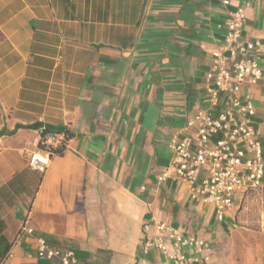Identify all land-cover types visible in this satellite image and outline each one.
Wrapping results in <instances>:
<instances>
[{
    "label": "crops",
    "instance_id": "1",
    "mask_svg": "<svg viewBox=\"0 0 264 264\" xmlns=\"http://www.w3.org/2000/svg\"><path fill=\"white\" fill-rule=\"evenodd\" d=\"M222 1L0 0V264H52L38 237L78 264H174L140 249L152 215L217 243L225 222L155 177L203 104L229 10L242 6L243 36L263 39L264 0ZM248 92L257 126L264 82ZM33 124L71 135L44 172L28 166ZM24 222L33 233L18 239Z\"/></svg>",
    "mask_w": 264,
    "mask_h": 264
},
{
    "label": "built area",
    "instance_id": "2",
    "mask_svg": "<svg viewBox=\"0 0 264 264\" xmlns=\"http://www.w3.org/2000/svg\"><path fill=\"white\" fill-rule=\"evenodd\" d=\"M227 14L222 24L225 34L204 75L203 104L167 140L171 157L155 177L158 186L172 182L191 205L206 209L217 222H226L247 192L264 189V93L263 118L257 126L253 119L258 106L251 92L243 93L245 85L264 82V35L262 41L243 36L242 6ZM63 139V133H50L44 142L57 146ZM49 156L46 150H35L28 154V166L44 172ZM141 232L143 254L155 250L174 264L213 261L212 241L169 221L152 215L142 222ZM32 233L33 228L24 222L16 236ZM35 251L36 257L52 264L79 263L75 251L52 248L42 237L36 239Z\"/></svg>",
    "mask_w": 264,
    "mask_h": 264
},
{
    "label": "rangeland",
    "instance_id": "3",
    "mask_svg": "<svg viewBox=\"0 0 264 264\" xmlns=\"http://www.w3.org/2000/svg\"><path fill=\"white\" fill-rule=\"evenodd\" d=\"M223 228L212 242L214 263L264 264V189L247 192Z\"/></svg>",
    "mask_w": 264,
    "mask_h": 264
},
{
    "label": "trees",
    "instance_id": "4",
    "mask_svg": "<svg viewBox=\"0 0 264 264\" xmlns=\"http://www.w3.org/2000/svg\"><path fill=\"white\" fill-rule=\"evenodd\" d=\"M19 127L21 125H18ZM30 128H35V124L29 126ZM38 128V133H39V141H38V144H37V147L39 150H46L48 152H50V154H62L64 148H65V141L67 138H69L71 135H70V131L68 130L67 127L65 126H52V125H49V126H45V125H42L41 127H37ZM14 131H9V132H6L8 134H12ZM2 133H5V131H2ZM50 133H63L64 135V139L61 141V143L57 146H46L45 145V137L47 136V134H50Z\"/></svg>",
    "mask_w": 264,
    "mask_h": 264
},
{
    "label": "water",
    "instance_id": "5",
    "mask_svg": "<svg viewBox=\"0 0 264 264\" xmlns=\"http://www.w3.org/2000/svg\"><path fill=\"white\" fill-rule=\"evenodd\" d=\"M36 127H41L42 125L41 124H35Z\"/></svg>",
    "mask_w": 264,
    "mask_h": 264
}]
</instances>
